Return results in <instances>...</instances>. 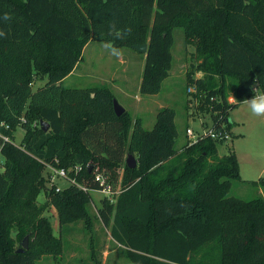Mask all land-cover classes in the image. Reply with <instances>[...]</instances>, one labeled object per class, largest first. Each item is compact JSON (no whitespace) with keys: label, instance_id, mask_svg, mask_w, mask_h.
<instances>
[{"label":"trees","instance_id":"obj_1","mask_svg":"<svg viewBox=\"0 0 264 264\" xmlns=\"http://www.w3.org/2000/svg\"><path fill=\"white\" fill-rule=\"evenodd\" d=\"M175 28L199 60L186 74V89L195 87L190 99L215 128L229 126L230 110L254 95L252 87L264 94V0H0V121L10 137L0 138V264L62 254V236L44 215L49 203L60 230L81 220L92 227L90 193L47 186L44 164L54 158L65 168L81 165L75 178L92 188L96 167L114 185L122 167L121 191L102 198L96 216L131 264H264V178L249 181L253 197L232 194L234 181L247 180L228 144L223 153L222 142L209 137L177 146L172 107L157 110L151 129L137 120L130 126L126 111L115 114L109 87L62 86L89 41L147 44L139 91L157 94L172 68ZM18 127L24 134L16 143ZM127 154L136 167H127ZM24 237L28 247L18 252Z\"/></svg>","mask_w":264,"mask_h":264},{"label":"rangeland","instance_id":"obj_2","mask_svg":"<svg viewBox=\"0 0 264 264\" xmlns=\"http://www.w3.org/2000/svg\"><path fill=\"white\" fill-rule=\"evenodd\" d=\"M173 38V68L169 76L162 81L161 89L157 94L142 95L138 91L141 76L140 64L141 61L144 64L142 59L144 53L126 46L114 47L117 49L114 52L107 44L99 41H96L100 43L98 45H101L97 46L99 51H91V46L87 48L84 60L79 63L77 71L62 86L69 88H85L102 84L110 86L111 71H114L113 74L116 72L115 76L122 79L121 82L117 81L116 85L119 84L122 91H115L114 98L126 111L130 126L137 120L144 128L151 129L158 106L169 104L176 114L175 124L179 134L177 146H179L184 140L183 130L187 125L198 128L199 121L205 120L208 123L210 118L205 114L202 116L193 114L195 100L190 99L186 89V74L194 70L199 62L194 55V47L185 43L181 28L173 30ZM201 74L197 72L195 77H200ZM125 79L126 82H124ZM226 80L227 100L234 102L233 79ZM45 82L46 78L34 80L31 85L32 90H36ZM229 117L232 120L229 128L233 135L228 145L237 156L240 177L247 180L234 181L231 193L251 198L256 192L249 181L258 180L259 177L264 178V116L252 115L244 100L234 105ZM22 134H24L23 129L18 127L14 133L16 143L20 142ZM226 150V145L219 146V153ZM113 174L117 180L115 186L119 187L124 170L122 167H116ZM46 175L47 170L44 167L43 177L45 178ZM58 184L61 187L67 185L63 180H59ZM46 195L45 191H41L37 201L39 203L47 201ZM90 195L92 198L88 204V210L93 218L90 229L86 228L81 220L60 230L57 210L53 205L48 204L44 215L51 221L52 233L57 236L61 234L64 249L59 257L42 256L40 260L35 261V264H131L125 255V248L112 239L109 228L105 227L96 216L103 194L91 192ZM16 246L20 248L21 241Z\"/></svg>","mask_w":264,"mask_h":264},{"label":"built area","instance_id":"obj_3","mask_svg":"<svg viewBox=\"0 0 264 264\" xmlns=\"http://www.w3.org/2000/svg\"><path fill=\"white\" fill-rule=\"evenodd\" d=\"M254 88L256 90L254 94L264 95L263 93H260L256 87ZM192 92H195V87L192 85H189L187 87V93H192ZM193 102L195 103L193 114L202 116L203 113L197 111V108H196L197 99ZM205 115H208V114L205 113ZM208 117L210 118L209 115ZM19 121L20 123H23L26 121V119L22 115L20 116ZM198 124H199L198 128L192 127L190 126V124L186 126L184 132H185L188 144H193L200 139L209 137L215 141H219V142L221 141L222 144L224 145V144H228L229 140L232 137V132L226 123L221 124V127L215 128V124L210 118L208 123H206L205 120H202V121H199ZM7 128H8V125L4 121H0V138L4 142H7L10 140V137L2 132V129H7ZM58 163H59L58 159L54 158V164L52 163L44 164V167L47 170L46 181L48 183V186L49 187L54 186L56 192L63 190L66 186L76 185L78 186V188H80L84 192H87L90 194L91 192L101 193L103 194L102 198L113 200V198L121 191L120 186L116 187L110 181L109 175L105 173L103 169H99L98 167H96L93 170L92 180L96 183V186L95 188H92L89 184H86L84 182L83 183L77 182L75 178L76 175H78L82 169L81 165H75L73 167L65 168V167L59 166ZM1 170H2V166H1V156H0V171ZM59 180L65 181L67 185L62 186V187L59 186L58 184Z\"/></svg>","mask_w":264,"mask_h":264},{"label":"crops","instance_id":"obj_4","mask_svg":"<svg viewBox=\"0 0 264 264\" xmlns=\"http://www.w3.org/2000/svg\"><path fill=\"white\" fill-rule=\"evenodd\" d=\"M95 44V45H94ZM98 44H100L99 42H96V41H89L85 46H84V48H83V51H82V59L76 64V66L74 67V69L68 74V75H66L63 79H62V81H61V83L63 84L64 82H66L68 79H70L74 74H75V72L77 71V68H78V65H79V63H81V61H83L84 60V54H85V51L87 50V48H89L90 46V48H91V51H99V49L97 48V46H101V45H98ZM173 44H174V41H173ZM173 46V45H172ZM99 48H101L102 49V47H99ZM171 52H172V49H171ZM144 57H142V59H144L145 58V55H143ZM173 56V55H172ZM172 64H173V61H172ZM172 68H173V65H172ZM171 68V69H172ZM142 69H143V63H142V61H141V64H140V73H141V76H140V78H139V86H138V91H139V87H140V82H141V78H142ZM172 70H170V72H171ZM112 72H114V71H111V79H110V82H111V84H110V86H107V87H109V89L112 91V93H114L115 94V91H122L121 90V88L119 87V84L118 85H116V82L118 81V82H121L122 81V79H120V77L118 76V77H116L115 76V73L113 74ZM44 78H46V77H44ZM43 80V79H42ZM124 82H126V79L124 80ZM102 85H104V84H102ZM90 86H93V85H90ZM94 86H97V85H94ZM124 91H126L125 89H124ZM140 92V91H139ZM125 93V92H124ZM141 94V93H140ZM163 106H165V105H159L158 106V109L159 108H161V107H163ZM166 106H169V104L168 105H166ZM175 116H176V114H175ZM175 119H176V117H175ZM231 119V118H230ZM232 121V120H231ZM197 128V127H196ZM185 130H183V139H186V135H185V132H184ZM22 136H23V134H22Z\"/></svg>","mask_w":264,"mask_h":264},{"label":"water","instance_id":"obj_5","mask_svg":"<svg viewBox=\"0 0 264 264\" xmlns=\"http://www.w3.org/2000/svg\"><path fill=\"white\" fill-rule=\"evenodd\" d=\"M135 50L142 52V53H146L147 50V44H135L132 46ZM113 109L114 112L117 116H120L125 110L124 108L118 103V101L114 98L113 99ZM40 127L46 131L49 128V125L47 122L41 120L40 121ZM125 164L127 165V167L129 168H134L137 165V161L135 159V157L132 154H127L126 155V159H125ZM28 247V238L24 237L22 243H21V247L17 249L18 252H22L24 251L26 248Z\"/></svg>","mask_w":264,"mask_h":264},{"label":"clouds","instance_id":"obj_6","mask_svg":"<svg viewBox=\"0 0 264 264\" xmlns=\"http://www.w3.org/2000/svg\"><path fill=\"white\" fill-rule=\"evenodd\" d=\"M109 47L112 48V51H117L111 44H109ZM252 91L255 93L256 90L254 87H252ZM245 103L252 115L257 117L264 116V95L254 94L250 99H246Z\"/></svg>","mask_w":264,"mask_h":264}]
</instances>
